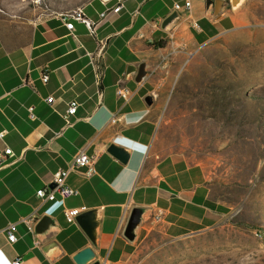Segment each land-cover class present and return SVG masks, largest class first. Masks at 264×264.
Returning <instances> with one entry per match:
<instances>
[{
  "label": "crops",
  "instance_id": "1",
  "mask_svg": "<svg viewBox=\"0 0 264 264\" xmlns=\"http://www.w3.org/2000/svg\"><path fill=\"white\" fill-rule=\"evenodd\" d=\"M178 3V18L169 30L160 20ZM121 6L116 11L110 9ZM36 17L0 14V147L12 155L0 159V264L19 256V264H76L72 255L90 246L99 264H126L139 240L152 229L169 237L212 224L222 214V203L210 197L201 169L173 153L158 155L153 138L155 97L147 105L143 96L155 91L153 73L162 43L189 48L232 24L235 13L214 14L204 0H83L73 8L96 22L95 34L79 20L67 28L60 8H45ZM106 10L103 16L99 12ZM195 23L198 26H195ZM102 39L101 94L94 83V56ZM161 41L160 46L155 43ZM144 62L137 80L126 65ZM41 73L47 78L42 81ZM117 84L128 89L126 98L115 93ZM52 95L53 101H44ZM75 99V112L65 124L61 114ZM32 106L33 118L27 106ZM114 117V120L110 118ZM128 152L125 162L111 155L109 143ZM93 154L94 173L71 169L65 182L76 194L41 201L35 189L49 185L54 170L66 167L76 149ZM145 208L134 236L122 235L130 207ZM91 210L92 243L79 226L64 218L63 210ZM155 210L161 211L153 220ZM43 214L53 223L35 233ZM15 222L14 241L3 227Z\"/></svg>",
  "mask_w": 264,
  "mask_h": 264
},
{
  "label": "rangeland",
  "instance_id": "2",
  "mask_svg": "<svg viewBox=\"0 0 264 264\" xmlns=\"http://www.w3.org/2000/svg\"><path fill=\"white\" fill-rule=\"evenodd\" d=\"M81 1L0 0V14L31 18ZM222 9L236 14L232 24L187 49L162 43L152 65L154 150L196 164L222 214L180 236L150 230L126 264H264V0Z\"/></svg>",
  "mask_w": 264,
  "mask_h": 264
},
{
  "label": "built area",
  "instance_id": "3",
  "mask_svg": "<svg viewBox=\"0 0 264 264\" xmlns=\"http://www.w3.org/2000/svg\"><path fill=\"white\" fill-rule=\"evenodd\" d=\"M31 1L34 3L39 2V0H31ZM120 6L121 4L118 3L117 5L113 6L110 10L116 11ZM178 6L179 5L177 2H173L174 9H177ZM183 6L187 8L189 6V0H183ZM105 13L106 10L99 12V15L103 16ZM59 16L61 17L64 25L67 28L69 29L72 28V24H73L72 20H79L85 25V27L90 33L95 34V28L97 23L91 21L86 17H83L80 10L73 9L72 11H61L59 12ZM195 26L198 25L195 23ZM102 48H103V41L102 39H99L97 44V51L94 56V60H95L94 83L96 85V92L98 95L101 94L100 82L102 77V64L100 63L99 60H100ZM40 78L42 81H45L47 78L46 73H41ZM115 93L122 98H126L128 95V89L122 84H117L115 87ZM44 101L50 104L53 101L52 95H46L44 97ZM77 104L78 102L75 99H70L66 102L64 111L61 114L63 120L65 121V124H69L70 121L68 117L69 115L75 112ZM27 110L29 117L33 118L34 115L32 113V106L31 105L27 106ZM110 119L114 120V117H111ZM3 133L4 130H0V137L3 135ZM7 155H12V151L10 147L8 146L0 147V159ZM94 158L95 156L93 154L86 153L83 149L80 148L76 149L72 154L71 161L68 166L58 167L56 170L53 171L51 176V182L53 184L44 185L36 188L35 195L39 198V200L45 201V200H51L55 196L64 198L76 194L77 190L69 186L65 182L66 175L71 169L82 168L81 173L85 177L90 176L91 174L94 173V167H93ZM82 208L83 207H70L64 209L63 210L64 218L67 221H73L74 216ZM160 216H161V211L155 210V212L152 214V219L159 220ZM3 230L7 241L12 242L15 240L16 235L14 232L15 231L14 221L6 223V225L3 227ZM19 263H20L19 256H15L9 261V264H19Z\"/></svg>",
  "mask_w": 264,
  "mask_h": 264
},
{
  "label": "water",
  "instance_id": "4",
  "mask_svg": "<svg viewBox=\"0 0 264 264\" xmlns=\"http://www.w3.org/2000/svg\"><path fill=\"white\" fill-rule=\"evenodd\" d=\"M245 0H228V5L229 9L231 11H234L236 8H238L240 5L244 3ZM205 6L212 7V11L214 14H217L220 12L221 8L223 7L224 0H204ZM178 18V12L176 9H173L169 11L166 15L162 17L160 20V27L163 28L164 30H169L172 25L174 24L175 20ZM134 70L137 75V80H140L144 74H145V69H144V62H139L137 65H134L132 63H128L126 65L125 72H129ZM157 94L156 91L152 90L150 92H147L143 96L144 102L149 105L152 102L153 97H155ZM106 150L116 157L120 162H125L127 157H128V152L125 150V147L121 144L117 143H109L106 147ZM53 183L51 182L49 185H52ZM145 208L133 205L130 207L127 217L125 219V223L123 225L122 229V235L128 239L133 238L134 236V228L136 225L139 223L141 217H142V212L144 211ZM91 214V210H83L78 212L74 216V220L79 224V226L83 229V231L87 234L89 237L90 241L93 243V234L91 232V229L93 227V222L92 221H85L86 216ZM53 223V220L50 216L43 214L39 217V219L36 221L34 225V232L35 233H40L44 232L49 225ZM93 251L90 246H84L78 251H76L73 255L72 258L75 261L76 264H84L85 261L93 257ZM88 264H99L98 259L92 260Z\"/></svg>",
  "mask_w": 264,
  "mask_h": 264
},
{
  "label": "trees",
  "instance_id": "5",
  "mask_svg": "<svg viewBox=\"0 0 264 264\" xmlns=\"http://www.w3.org/2000/svg\"><path fill=\"white\" fill-rule=\"evenodd\" d=\"M156 46H160L161 45V41H158L155 43Z\"/></svg>",
  "mask_w": 264,
  "mask_h": 264
}]
</instances>
